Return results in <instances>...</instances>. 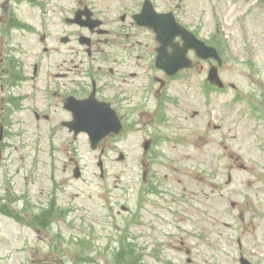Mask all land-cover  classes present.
Here are the masks:
<instances>
[{
	"label": "rangeland",
	"instance_id": "374dc122",
	"mask_svg": "<svg viewBox=\"0 0 264 264\" xmlns=\"http://www.w3.org/2000/svg\"><path fill=\"white\" fill-rule=\"evenodd\" d=\"M52 1L43 0L41 9L25 0H0V17L14 10L31 23L45 18L59 25L48 29L46 42L40 40L44 29L14 30L15 51L0 58L1 67L25 66L30 75L41 57L36 62L42 77L58 69L49 55L86 54L78 42L60 40L74 28L60 19L70 0ZM155 2L161 10L178 8L183 23L218 47L228 88L201 89L197 74L188 85L171 83L169 90L185 92L189 106H170L160 125L143 118L145 124L126 125L117 139L103 140V176L101 148H91L86 134H70L61 125L62 112L39 103L50 119H37L28 99L18 108L5 105L0 207L8 204L14 214L0 212V264H115L117 257H134L131 264H240L241 253L264 264V14L251 9L249 0ZM22 90L15 87L10 95L22 96ZM7 94L0 89V97ZM150 136L157 137L156 145L145 153L142 145ZM76 165L81 178L73 175ZM144 169L159 191L143 198ZM229 172L233 179L227 184ZM53 203L61 214L45 226L35 224L33 215L48 212Z\"/></svg>",
	"mask_w": 264,
	"mask_h": 264
},
{
	"label": "flooded vegetation",
	"instance_id": "af4514ba",
	"mask_svg": "<svg viewBox=\"0 0 264 264\" xmlns=\"http://www.w3.org/2000/svg\"><path fill=\"white\" fill-rule=\"evenodd\" d=\"M145 1L78 0L82 5L77 6L70 14L86 10L88 15L83 14L82 19L88 22L82 23L85 25L69 24L80 27L91 37L92 49H87L86 55L61 54L46 57L55 62L58 69L54 73L53 84L43 83V87H54L57 108L65 111V118L61 120L63 126L71 120L72 114L67 106L70 105V98L74 96H90L93 100H101L115 106L132 103L141 105L140 101L147 105L156 100L159 89L157 86L148 85L147 66H143L139 60L143 55L132 54L139 52L142 46L148 48L150 42L154 48L159 44L153 29L138 24L135 19L136 12H130L132 8L141 10ZM262 5L264 7V0ZM64 19L71 22L72 18L65 16ZM70 41L69 37L68 42ZM119 51L123 53H117ZM118 55H121V58ZM203 66L201 63L202 68ZM87 68L92 69L90 78H86L84 74ZM36 75L37 72L34 71L33 79ZM164 84L165 82H162V85Z\"/></svg>",
	"mask_w": 264,
	"mask_h": 264
},
{
	"label": "water",
	"instance_id": "95a60500",
	"mask_svg": "<svg viewBox=\"0 0 264 264\" xmlns=\"http://www.w3.org/2000/svg\"><path fill=\"white\" fill-rule=\"evenodd\" d=\"M157 31L161 35L162 38H168L171 39L172 37L176 35H182L185 37V39L188 40V46H196L197 49L199 48L201 51L204 50V48H201L198 46V43H196L191 35H189L183 28L178 26V24H175L173 26H168L167 28H160L156 27ZM194 41V43H193ZM165 46H163L164 49ZM186 49V48H185ZM185 49H179L175 47V53L174 54H167L164 53V56L170 61L169 63L165 62L163 59L162 66H167L170 63H179L178 67L185 66L186 64L183 62L185 60ZM206 51V50H205ZM175 69V68H174ZM172 69L171 71H173ZM217 79L216 72L214 73V76H212V80ZM76 112V117L78 120V125L74 126L76 131L84 130L90 133L92 143L95 145L97 141L106 135L111 130H118L119 125H110V122L105 121L104 116L102 115L101 111L99 109L89 110L86 105H82L74 110Z\"/></svg>",
	"mask_w": 264,
	"mask_h": 264
}]
</instances>
